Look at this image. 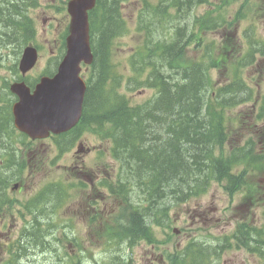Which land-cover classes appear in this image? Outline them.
<instances>
[{
    "label": "rangeland",
    "instance_id": "1",
    "mask_svg": "<svg viewBox=\"0 0 264 264\" xmlns=\"http://www.w3.org/2000/svg\"><path fill=\"white\" fill-rule=\"evenodd\" d=\"M39 5L37 8H32L28 11L29 15L35 19L36 21V42L35 45L41 48V60L36 67V69L29 74L28 81H32L33 78H39L41 75L48 73H54L56 69V65L61 57V54L64 53L62 51V36L63 33L68 26L69 16L66 12V2L68 0H38ZM151 4H156L158 0H147ZM225 1V0H224ZM224 1L220 0H209V4L201 6L196 11V16H201L212 6L216 7L217 5L223 4ZM264 0H237L228 5L225 8V15L229 17H233L236 12L242 9L241 13V22L239 23L238 32L240 35L245 34L250 43L255 45V48H258L260 52H264V19L260 16V13L256 10L257 4H263ZM244 3H246L245 7H243ZM125 7V10L122 11V14L127 17L130 21V30L129 32L117 39L114 40L112 45V50L110 56H108L109 62H113V70H118V73L121 74L122 79L126 80L132 77L131 69L128 68L129 65V57L134 51V47L141 44L142 36L137 35V18L140 15L139 10L142 8V0H127L122 3ZM263 11V9H262ZM2 22V21H0ZM3 26L0 24V29ZM4 30H7L4 28ZM232 31L231 28H224L223 32L218 31L216 33H208L207 41H211L215 38L219 39L220 35L224 34L227 36L228 33ZM174 32L172 26L167 27L165 33L172 34ZM96 36V35H95ZM232 37V34L229 36ZM244 39V37H243ZM245 40V39H244ZM245 44L247 41L245 40ZM0 42V75L10 79L13 76V72L9 70L12 63L15 61V53H18V45H11L9 47H2ZM245 52V49L244 51ZM242 52V53H243ZM230 59H234L236 56L235 50H232L228 53ZM197 53L193 50H186V55L178 59L180 65H184L181 59L185 62H189V65L194 63V59H196ZM241 57L238 56V58ZM211 77L213 80H216L218 76H215L214 72H211ZM243 77L248 82V85L255 89V94L264 100V55L257 56L254 64L247 66L243 70ZM170 76H176V70ZM195 76L192 77V79ZM15 78V76H14ZM13 79V78H12ZM11 79V80H12ZM222 82L223 80L219 78ZM175 81V79H174ZM95 81H92L94 84ZM224 83V82H223ZM4 84H2L3 86ZM133 88L135 87V83L129 84ZM123 86H127L124 85ZM191 91L192 88L189 87ZM129 92L125 89L122 92L127 93L129 97H131V101L134 104H142L149 99H151L155 91L153 89H145L143 91H136V89H132ZM189 91V92H190ZM257 98V99H258ZM255 102H245L241 104L237 108L233 109V111L229 114L238 115L240 113L245 114L247 119L251 120L253 117L252 111L255 107ZM3 104V103H2ZM264 101H261V111L264 113ZM259 107V108H260ZM97 118V116H96ZM261 134L264 137V121L260 124ZM91 137L87 138L89 143L101 145L104 149H107L109 146L108 141L104 142L97 141L96 136L90 135ZM48 143H43L41 145H35L34 147H30L31 155H39L40 150L46 151L47 155L51 154L52 151L48 148ZM45 153V154H46ZM73 153V151H72ZM71 156L70 152H67L64 155L62 162L63 164L67 163L66 159H69ZM80 156V155H79ZM32 156L29 157L31 159ZM93 157V155H91ZM66 160V161H65ZM90 156L84 155L82 156L79 164H87L89 162ZM101 165H105V169L115 165V162L112 158L105 153L104 159L100 163ZM34 165L30 167L29 174L25 175L26 178L23 181V186L25 183V191L20 194L21 198H26L30 194H32V189L37 187V184L40 178L35 179L38 174L37 171L32 172ZM35 169V168H34ZM62 171L58 169H54L50 177L54 179H58L61 175ZM255 182H258V178L252 179ZM47 182V181H46ZM24 198V199H25ZM241 194L229 195L221 184H213L209 193L202 197L199 201H194L190 206L184 208L183 210L173 209L170 211V220H168L169 224L172 226L171 229L160 228L157 229V237L159 241L169 240L168 243H159V244H137L133 248H126V244L122 246L123 254L121 258L124 260L132 259L135 264H164L166 261L169 264V257L171 254H174L176 251H182L184 247H186L192 241L210 244L213 247H217L219 239L232 234L237 223L241 221V218L247 214H249V206H242L243 200H241ZM246 203V202H244ZM241 206V207H239ZM66 208L61 209L59 214H56L53 218L54 224L57 225L55 227V231L53 237L48 238L51 241V248L49 251L35 249L32 250L28 258L26 260V264H50L52 260H57L56 251L57 248H60V244H58L59 237H63L64 225L67 223L68 219H70L69 211L65 212ZM192 209L191 212L187 210ZM256 213V225L263 226L264 225V207L256 206L253 210ZM81 215H74L73 219L77 222ZM4 221L1 222L0 225H3ZM8 222H5L7 225ZM14 222L9 228H0V231L7 232V235L0 237V244H4L7 242L9 236L14 233L19 226L14 227ZM176 228L180 231V234H173L172 230ZM80 231L82 228H78ZM169 235H173L169 237ZM8 237V238H6ZM56 237V238H55ZM91 243L85 245L88 247ZM92 251V252H91ZM116 250L113 247H109L107 245H95L90 248L84 254L83 264H113V253ZM2 262V261H0ZM165 263V264H166ZM213 264H264L259 260V258L255 255L248 254L245 250L233 249L225 252L222 256L221 260H214Z\"/></svg>",
    "mask_w": 264,
    "mask_h": 264
},
{
    "label": "trees",
    "instance_id": "2",
    "mask_svg": "<svg viewBox=\"0 0 264 264\" xmlns=\"http://www.w3.org/2000/svg\"><path fill=\"white\" fill-rule=\"evenodd\" d=\"M204 1L199 2L202 4ZM107 2L108 0H102L94 12L101 27L102 45H106L117 35L119 27L122 30L125 28V21L119 18L116 7L107 6ZM192 3L193 0L186 1V4ZM6 4L7 0H0V21H4ZM158 11H161L160 15H154L153 18L146 16L144 20L152 43H145L146 53L149 55L144 60V63L148 60L147 67L143 69L153 86L157 87L159 84L162 96L157 102L150 103V106L138 107H131L122 96L121 99L112 101L110 106H104L105 117L100 113L97 115L100 120L105 118V122L109 123L106 129L109 130V138L113 143V156L132 167L130 170L137 181L142 180L143 172L147 174L143 182L149 181V190L155 201L174 195L181 196L190 189H197L200 184L206 188L214 180L222 181L223 175H226L227 170H231L238 160V157L227 159L214 158L212 155L216 145H224L227 136V127L226 130L223 127L224 122L226 123L224 115L228 108L238 102L237 96L228 97L229 99L225 96L214 102L208 100L204 113V97L201 96L200 85L202 77L199 75L202 64L197 66L195 73L193 70H187L188 67H182L183 78L180 82L172 84L170 80H165L158 72L156 61L153 62L151 54L155 60L158 59L162 63L167 60L169 67L173 69L176 56L182 57L185 54L184 48L193 42L195 33H188L186 28H178L173 36L163 39L156 26L163 23L160 16L164 18L165 15H162V7L159 6ZM8 17L11 19L10 24H17L12 16L8 14ZM213 26L218 27L219 23L216 22ZM154 37L160 38L161 41L157 42ZM254 52L251 46L243 63H252L256 55ZM226 63L227 59L222 58L221 64ZM193 76L195 77L192 79ZM242 81V78L235 80L231 90L248 93L242 101H251L252 89ZM189 87L192 88L191 91ZM251 145L250 140L248 147ZM245 155L248 160L254 161L252 151H247ZM134 170L137 173H134ZM230 179L229 181H234Z\"/></svg>",
    "mask_w": 264,
    "mask_h": 264
},
{
    "label": "water",
    "instance_id": "3",
    "mask_svg": "<svg viewBox=\"0 0 264 264\" xmlns=\"http://www.w3.org/2000/svg\"><path fill=\"white\" fill-rule=\"evenodd\" d=\"M91 2L94 0H84ZM83 0L72 3L75 16L73 38L69 44V53L60 69L59 76L43 87H39L34 96L29 91L17 90L23 102L17 107L16 125L32 137L43 136L52 130L66 131L80 117L84 89L77 78L78 64L81 60H89L88 26L83 14ZM30 66L27 65L26 68Z\"/></svg>",
    "mask_w": 264,
    "mask_h": 264
},
{
    "label": "bare ground",
    "instance_id": "4",
    "mask_svg": "<svg viewBox=\"0 0 264 264\" xmlns=\"http://www.w3.org/2000/svg\"><path fill=\"white\" fill-rule=\"evenodd\" d=\"M2 1H5V0H2ZM101 118H102V116H101ZM96 120L98 121V120H100V118L97 116Z\"/></svg>",
    "mask_w": 264,
    "mask_h": 264
}]
</instances>
